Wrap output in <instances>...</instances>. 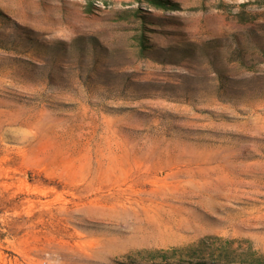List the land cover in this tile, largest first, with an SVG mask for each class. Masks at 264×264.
<instances>
[{"label":"rangeland","instance_id":"rangeland-1","mask_svg":"<svg viewBox=\"0 0 264 264\" xmlns=\"http://www.w3.org/2000/svg\"><path fill=\"white\" fill-rule=\"evenodd\" d=\"M262 2L0 0V264L264 252Z\"/></svg>","mask_w":264,"mask_h":264},{"label":"trees","instance_id":"trees-1","mask_svg":"<svg viewBox=\"0 0 264 264\" xmlns=\"http://www.w3.org/2000/svg\"><path fill=\"white\" fill-rule=\"evenodd\" d=\"M240 244L237 246L235 240L212 237L202 240L191 247L187 255L179 258L173 256V250L157 249L147 251L144 259H132L120 264H264V252L257 250L250 241Z\"/></svg>","mask_w":264,"mask_h":264},{"label":"bare ground","instance_id":"bare-ground-1","mask_svg":"<svg viewBox=\"0 0 264 264\" xmlns=\"http://www.w3.org/2000/svg\"><path fill=\"white\" fill-rule=\"evenodd\" d=\"M174 152V151H173ZM176 153V152H175ZM178 153V152H177ZM196 153V152H195ZM162 154L164 155L165 153L163 152V151H161L160 152V156H162ZM190 154V153H189ZM217 154V153H216ZM170 154H168V156H169ZM192 155V154H191ZM190 156V155H189ZM199 156H200V154H199ZM184 157H186L185 155H179L178 156V158L179 159H184ZM191 157V156H190ZM209 157V156H208ZM208 157H207V159H208ZM223 157V156H222ZM169 158V157H168ZM168 158H166V159H168ZM201 158V157H200ZM175 159H176V157H175ZM192 159H193V155H192ZM227 159V158H226ZM201 160V159H200ZM202 160H205V159H202ZM214 160V159H213ZM179 160H176V162H175V160L174 159H172V160H168V161H166L167 162V166H170L172 163L174 164V163H177ZM196 161V160H195ZM216 161H217V159H216ZM219 161V160H218ZM223 161V160H222ZM206 162H208V161H206ZM209 162H210V160H209ZM215 162V161H214ZM220 164V163H219ZM221 165V164H220ZM229 166V165H228ZM219 185V184H218ZM225 185H226V182H222V188H224L225 187ZM218 188H219V186H217Z\"/></svg>","mask_w":264,"mask_h":264}]
</instances>
